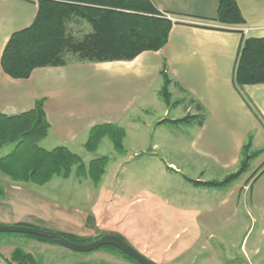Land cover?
Returning <instances> with one entry per match:
<instances>
[{"label":"crops","instance_id":"obj_1","mask_svg":"<svg viewBox=\"0 0 264 264\" xmlns=\"http://www.w3.org/2000/svg\"><path fill=\"white\" fill-rule=\"evenodd\" d=\"M149 1L175 20L159 51H144L130 61L72 59L64 66L36 68L27 79L10 78L0 65V114L20 115L42 100L49 124L39 142L42 149L65 147L87 165L98 158L83 147L89 130L114 124L124 131L125 150L124 155H109L97 186L74 172L43 186L13 182L0 173V226L90 241L117 234L154 264H264V84L234 83L242 42L264 38V0H236L243 19L239 25L214 20L218 0ZM36 12V0H0V59L10 36L28 28ZM91 32L78 17L66 21V36L74 41ZM162 74L169 80V102L160 96ZM187 116L194 118L166 121ZM248 137L251 150L259 154L228 186L195 187L184 179V168L195 170V178H187L199 182L209 181L206 170L222 176L216 181L235 173ZM11 150L0 152V158ZM164 154L173 156L169 160ZM70 179L78 199L86 188L91 197L87 209L46 199ZM69 192L60 190L61 195ZM231 222L235 230L247 225L238 230L234 248L225 239L235 236L227 225ZM214 237L219 242L212 244ZM8 239L21 245L34 264H85L91 259L34 238ZM16 248L0 253V264H11ZM108 251L92 254L111 257Z\"/></svg>","mask_w":264,"mask_h":264},{"label":"trees","instance_id":"obj_2","mask_svg":"<svg viewBox=\"0 0 264 264\" xmlns=\"http://www.w3.org/2000/svg\"><path fill=\"white\" fill-rule=\"evenodd\" d=\"M36 2L37 12L32 24L13 33L1 55V69L12 79H27L36 68L64 66L72 59L80 62L130 61L144 51H159L166 44L173 23L167 14L156 10L149 0ZM71 17L86 21L92 32L78 41L66 36L65 24ZM214 20L225 25L242 24L243 19L236 0H218ZM162 78L160 96L164 102H169V80L164 74ZM234 83L237 86L264 84V38H249L242 42L234 70ZM42 104V100H38L32 110L16 116L0 114V148L13 146L9 154L0 158V172L13 182L32 183L37 186L47 184L53 177L67 179L74 172L76 177L88 178L97 186L105 173L109 157L101 156L85 165L78 155L65 147H56L49 151L42 149L39 142L46 137L49 129ZM192 117L166 121L180 123ZM104 138L110 141L115 153L125 154L124 131L114 124L92 127L83 147L87 152L94 153ZM258 154V151L251 150L248 137L242 147L239 167L235 173L221 181L199 182L187 177L184 179L195 187H226L248 171L250 161ZM2 196L0 190V199ZM57 234L74 244L92 242L70 234ZM112 235L126 242L121 236ZM101 236L103 235L95 240ZM30 237L54 244L45 238ZM103 247L118 252L129 262L137 264L117 249ZM10 263L34 264L30 254L20 249L12 252Z\"/></svg>","mask_w":264,"mask_h":264},{"label":"rangeland","instance_id":"obj_3","mask_svg":"<svg viewBox=\"0 0 264 264\" xmlns=\"http://www.w3.org/2000/svg\"><path fill=\"white\" fill-rule=\"evenodd\" d=\"M10 149H12V146L11 145H6L4 147L1 148L0 152H8L10 151ZM85 153H82V157ZM95 155L99 157L101 156H108L110 157L109 155H119L117 153H115L113 150H112V147H111V143L108 141H105L103 143H101L97 150L94 152ZM115 156V155H114ZM173 155L172 154H164V158H167V159H171ZM1 173V172H0ZM183 173L184 175H186L187 177H190V178H195V170H193L192 168H184L183 169ZM2 174V173H1ZM3 175V174H2ZM5 176V175H4ZM7 177V176H6ZM219 177H222V176H218V175H215L213 174V172H209L208 170H206V179L209 180V181H213L214 179H219ZM54 178V177H53ZM59 178V177H57ZM62 179V178H61ZM68 179V178H67ZM66 180V179H65ZM73 179H70L68 180L67 182H62V181H59V182H62L59 184V188L56 190V192H53V194L49 195V196H45L46 199L48 201H50L51 203H54V204H57L58 206H67L69 208H83V209H87V207L90 205V198L91 197H88V193H87V190L86 188L82 189L81 193V198L78 199V197H76L78 194H75L74 192V195H72V190L75 188V183L72 181ZM35 185V184H34ZM37 186V185H36ZM63 188H66L67 190H70V192L68 194H64V195H61L60 194V190H62ZM131 200H135L134 198H131ZM138 203V201H135ZM242 213L243 215H246V209H247V205L245 204V202L242 204ZM227 225L230 226L231 230L234 231V237L232 235H226V243H227V246H230V248H234L235 246H233L236 242L234 240V238H238L236 237V234H238V230H242L243 229V225L244 226H247L245 224H241L240 227L238 229L235 230V226L233 224V222L231 223H228ZM19 238V237H28V238H31L29 235H23V234H15V233H0V253H4L5 249H10L11 246L12 247H18L16 249H20L19 247L21 245L19 244H16L15 242L12 243V241H10L8 238ZM238 241V239H237ZM11 242V243H10ZM219 240H217L216 237H214L212 239V244H215V243H218ZM129 245V244H128ZM224 245V244H223ZM130 246V245H129ZM21 250V249H20ZM100 250H111V249H108V248H105V247H102ZM23 251V250H22ZM72 254V256H76V257H88V258H91L87 261H84L85 264H133L131 262H129L128 260H126L124 257H122L118 252H115V251H108L110 252L111 254V257H99V255L96 254H92L96 251H93V252H89V253H76V252H72V251H68ZM233 257H235L234 255V250L231 251ZM90 254V255H88Z\"/></svg>","mask_w":264,"mask_h":264},{"label":"water","instance_id":"obj_4","mask_svg":"<svg viewBox=\"0 0 264 264\" xmlns=\"http://www.w3.org/2000/svg\"><path fill=\"white\" fill-rule=\"evenodd\" d=\"M0 233H15L45 238L51 240L54 244L76 253H89L103 246H111L135 261L137 264H152L148 259L138 253L126 242H124L118 236L112 234L103 235L97 240L87 244H74L55 232L26 226H0Z\"/></svg>","mask_w":264,"mask_h":264},{"label":"built area","instance_id":"obj_5","mask_svg":"<svg viewBox=\"0 0 264 264\" xmlns=\"http://www.w3.org/2000/svg\"><path fill=\"white\" fill-rule=\"evenodd\" d=\"M171 19V21H175L174 19H172V18H170Z\"/></svg>","mask_w":264,"mask_h":264}]
</instances>
